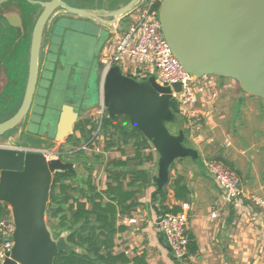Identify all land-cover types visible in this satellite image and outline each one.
Returning <instances> with one entry per match:
<instances>
[{
    "label": "water",
    "instance_id": "95a60500",
    "mask_svg": "<svg viewBox=\"0 0 264 264\" xmlns=\"http://www.w3.org/2000/svg\"><path fill=\"white\" fill-rule=\"evenodd\" d=\"M22 1L0 0V5H4L6 18L17 13L20 24L13 25L25 31ZM24 1L34 6L32 25H28L33 30L30 49L27 46V76L20 88L19 108L0 122V202L8 204L16 227L14 246L4 264H54L59 253L77 247L66 240L65 234L54 238L48 226L51 187L58 172L75 171L76 166L62 156L48 159L43 151L75 132L81 112L65 103L53 137L50 131L43 135L26 133L46 56L53 52H47V47L54 23L60 16H70L116 30V24L145 0H128L112 9L105 5L111 0H92L97 8L83 6L80 0L76 1L78 5L66 0ZM18 6L21 10L12 12ZM159 19L173 54L186 72L196 77H228L249 94L264 98V0H163ZM101 67L100 59L92 63L91 83L97 76L99 84ZM181 88L180 82L173 88L162 86L155 75L138 80L124 74L119 65L113 66L105 78L103 95L109 117L128 116L159 156L154 177L159 190L170 182V168L176 160L198 158V151L186 144L184 130L174 133L167 126L178 121L172 92ZM93 91L96 89L88 93Z\"/></svg>",
    "mask_w": 264,
    "mask_h": 264
},
{
    "label": "crops",
    "instance_id": "0c3cea01",
    "mask_svg": "<svg viewBox=\"0 0 264 264\" xmlns=\"http://www.w3.org/2000/svg\"><path fill=\"white\" fill-rule=\"evenodd\" d=\"M126 1L105 5L112 9ZM78 2L97 8L92 0ZM8 18L14 25L20 24L17 13H10ZM126 18L130 15L116 24V30L99 25L107 35L100 58L105 48L127 30L122 27ZM154 74L153 71L150 76ZM204 80L216 84L220 95L214 99L207 90L198 97L199 117L192 118L196 126L190 130L186 141L198 151V158L178 159L170 170V181L177 175L184 176L190 197L188 201L177 200L174 191L167 186L168 199L164 203L169 208L175 205L182 208L183 202L189 204L188 233L195 237L197 251L181 260L170 248L160 226L166 213L161 207V190L154 181L157 175L154 157L153 162L144 165L150 171L152 182L137 199L139 205L134 214L139 222L129 224L125 220L127 229L116 239V251L125 252L132 260L142 257L147 264H264V209L247 198L228 200L207 166L209 160L225 159L239 173L243 189L264 198V112L257 109V103L250 100L251 94L240 84L218 76H207ZM76 134L81 138L80 132ZM103 153L107 159L121 156L117 150ZM99 176V184L104 188L107 181L104 170ZM214 208L218 210V218L211 215Z\"/></svg>",
    "mask_w": 264,
    "mask_h": 264
},
{
    "label": "trees",
    "instance_id": "16d2710c",
    "mask_svg": "<svg viewBox=\"0 0 264 264\" xmlns=\"http://www.w3.org/2000/svg\"><path fill=\"white\" fill-rule=\"evenodd\" d=\"M3 13L0 5V79L2 75L7 79L0 90V122L10 118L22 100L20 88L27 76V46L33 17L32 11L22 9L25 26V31H22L18 27H11ZM172 107L175 111L173 103ZM177 116L178 121L172 124L175 128L180 127L178 132L184 130L187 137L191 129L183 125L185 119L182 120L181 115ZM87 126H90V130ZM97 127L96 120L92 117L85 118L77 122L75 132H80L81 136L89 141ZM73 135L68 139H76L74 142L77 145L82 138ZM100 136L103 138L102 153L92 151L93 162L81 159L82 156L87 158L86 150L80 149L75 153L76 157L73 160L81 163L83 173L76 168L75 171L58 172L55 175L47 206V223L54 238L65 234L66 240L77 249L59 253L54 264L144 262L142 257L132 260L125 252H117L116 239L119 233L127 229L124 221L132 217L136 211L139 194L152 182L150 171L144 165L154 161L155 151L144 134L131 125L128 116L117 115L111 118L107 114L101 125ZM127 147L132 148V154L127 153ZM112 150L119 151L121 156L107 159L103 152ZM221 160L218 161L234 169L225 159ZM95 162L103 166L106 174L104 188L94 178ZM174 163L170 170L173 169ZM167 186L174 191L177 200L188 201L190 190L184 176L177 175L160 191L161 207L164 212H181L182 208L179 205L169 208L164 204L168 199ZM10 215L8 204L0 202V219ZM189 238L188 252L195 254L197 251L195 237L189 234Z\"/></svg>",
    "mask_w": 264,
    "mask_h": 264
},
{
    "label": "built area",
    "instance_id": "2783aa9c",
    "mask_svg": "<svg viewBox=\"0 0 264 264\" xmlns=\"http://www.w3.org/2000/svg\"><path fill=\"white\" fill-rule=\"evenodd\" d=\"M162 2L163 0H145L131 14H134V22L131 27L103 51L100 58L102 62L99 76L100 101L99 106L92 113L98 127L93 132L91 139L82 146L83 149L93 150L96 153L102 152L101 143L103 138L100 136V129L103 119L108 114L104 103L103 88L108 71L115 65L120 67L122 64L136 66L133 74L147 78L154 71L157 82L162 86L173 88L174 83L180 82L182 84L181 91L176 92L173 89L172 93L179 105V110L187 115L189 121L192 118L196 119L199 117L196 108L199 93L209 90L214 99L219 97L220 90L216 84L205 81L204 78L207 76L196 77L190 75L173 54L162 32L159 19V9ZM142 66H145L146 69H142ZM43 152L48 159L61 156L60 152L52 149H46ZM207 166L209 171L215 176L228 200L232 201L243 197L264 209V198L254 193H247L243 189L240 175L235 169L218 160L207 161ZM189 210V204L183 202L181 212L164 214L160 223L172 252L176 258L181 260L187 259L190 255L188 252L190 243L188 234ZM211 215L214 218H218V210L214 208ZM126 221L129 224H137L139 218L133 214ZM15 229L12 215L0 219V264H4L6 259L10 257L14 246Z\"/></svg>",
    "mask_w": 264,
    "mask_h": 264
},
{
    "label": "rangeland",
    "instance_id": "374dc122",
    "mask_svg": "<svg viewBox=\"0 0 264 264\" xmlns=\"http://www.w3.org/2000/svg\"><path fill=\"white\" fill-rule=\"evenodd\" d=\"M66 1L71 4L78 5L76 1ZM99 1L104 2L103 0ZM115 1L118 0H111L113 5L115 4ZM22 2V9H25L26 11H32L33 7H31L28 2H25L24 0ZM38 14L39 10L37 12V15ZM133 15H130V18L124 19L122 22V27H127L126 29L131 27L130 23L132 24L134 22ZM105 34L106 31L103 30L102 27L81 18L75 19L74 17L70 16H66L64 18V16H62L54 23L52 37L49 44V49L53 50V52L48 53L46 56L45 66L41 73V78L37 87L31 114L29 116L26 128V133L43 135L46 131H50L51 136L53 137L54 133L56 132L59 116L65 103L73 104L76 111L81 112L78 122L85 118H93V110L99 106L100 101L99 84L97 81V76L94 83L89 81V76H91L90 71L92 68V63L99 62L100 52L107 37ZM82 65L86 66L85 69L84 66L82 67ZM135 68L136 66L133 65H121V69L124 74L132 76L138 80L147 79V77H142L138 74L134 75L133 72ZM82 69L84 70V78H81ZM142 69L145 70L146 67L142 66ZM218 77L239 85V82L228 77ZM80 79H82V81H80ZM6 80V76L2 75V78L0 79V90H2L1 88H3L5 85ZM91 89H96V92L93 91L92 94H89L88 92ZM200 94L201 93L198 94V97ZM76 97H79V100ZM250 100L256 102L257 109L264 112V98L251 95ZM173 105L175 106L174 112L176 115H181L182 117L180 118L182 120L185 119L187 127L194 129L196 126L194 120L191 119L189 121L187 115L179 111V105L176 101L173 102ZM83 107L89 108V111H83ZM167 126L170 131L178 133L177 128H175L172 123H168ZM73 134V136L79 138L76 132ZM81 138V142L78 141L76 143L77 145H75L74 142L76 139L74 140L67 138L65 140L55 142L50 147V149L61 152L64 159L73 161L78 171L83 173L84 171L82 170L83 168H81V163L73 160L76 157L75 153L77 150H85L82 148V146L87 143V140H85L83 135ZM101 144L103 147V143ZM126 150L128 154H132L131 147H127ZM86 151L85 153L88 155L87 158L82 156L81 159H88L89 162H93V150ZM155 153V162L153 165L156 172H158L159 156L157 152ZM94 167L96 170L94 172V178L96 182L99 183V174L102 173L103 168L97 162L94 163Z\"/></svg>",
    "mask_w": 264,
    "mask_h": 264
},
{
    "label": "flooded vegetation",
    "instance_id": "af4514ba",
    "mask_svg": "<svg viewBox=\"0 0 264 264\" xmlns=\"http://www.w3.org/2000/svg\"><path fill=\"white\" fill-rule=\"evenodd\" d=\"M25 2H26V1H25ZM28 3H29V2H28ZM29 4L32 5L31 3H29ZM1 5H2V7H4L3 4H1ZM31 7L34 8V6H31ZM19 10H21V8H19V6H18L17 8H13V9H12V12H17V11H19ZM32 10H33V9H32ZM3 15H4L5 18H6V15H5L4 13H3ZM60 17H62V16H60ZM60 17H59V18H60ZM59 18H58V19H59ZM58 19H57V20H58ZM6 20H7L8 24H9L11 27H16V26L13 25V23L11 22V20H10L9 18H6ZM57 20H56V21H57ZM56 21H55V22H56ZM35 22H36V19H35ZM53 27H54V26H53ZM32 30H33V29L30 30V35H29V44H28V45H29V49H30V40H31ZM52 32H53V29H52ZM51 37H52V33H51V36H50V39H49V44H50ZM49 44H48V47H47V52H48V50H49Z\"/></svg>",
    "mask_w": 264,
    "mask_h": 264
}]
</instances>
